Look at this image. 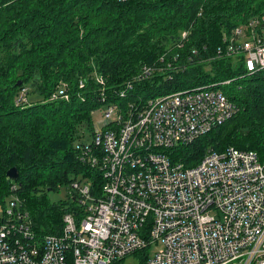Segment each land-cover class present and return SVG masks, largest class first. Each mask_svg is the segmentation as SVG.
<instances>
[{
    "label": "trees",
    "instance_id": "trees-1",
    "mask_svg": "<svg viewBox=\"0 0 264 264\" xmlns=\"http://www.w3.org/2000/svg\"><path fill=\"white\" fill-rule=\"evenodd\" d=\"M263 16L264 0H0V208L15 196L37 238L62 234L64 216L80 222L92 202L81 188L103 193L102 168L77 148L92 145L84 129L94 132L95 113L111 103L142 109L210 85L238 113L170 157L191 168L209 150L235 148L264 163V71L249 74L240 58L218 57L236 27ZM30 87L39 100H20ZM63 90L70 100L52 99ZM61 189L67 199L53 202ZM148 253H135L139 264Z\"/></svg>",
    "mask_w": 264,
    "mask_h": 264
},
{
    "label": "built area",
    "instance_id": "built-area-1",
    "mask_svg": "<svg viewBox=\"0 0 264 264\" xmlns=\"http://www.w3.org/2000/svg\"><path fill=\"white\" fill-rule=\"evenodd\" d=\"M224 43L218 57L240 58L249 74L264 71V16L236 27ZM70 98L66 90L52 97ZM238 111L211 85L151 99L142 109L103 106L95 113L101 112V129L92 145L77 146L83 162L102 168V195L81 188L92 201L83 219L65 215L62 234L44 239L17 215V199L0 208V264H129L131 257L139 263L135 253L146 249V264H264V163L258 155L209 150L191 168L170 157Z\"/></svg>",
    "mask_w": 264,
    "mask_h": 264
},
{
    "label": "rangeland",
    "instance_id": "rangeland-1",
    "mask_svg": "<svg viewBox=\"0 0 264 264\" xmlns=\"http://www.w3.org/2000/svg\"><path fill=\"white\" fill-rule=\"evenodd\" d=\"M234 62L235 60H238L237 58H234L233 59ZM26 96H25V100L28 101L29 103L31 102H36L39 100L38 96H37V93H35V88L34 87H30L26 90ZM94 120L98 119V123L97 125L94 127V131H98L101 129V126H100V118H101V112L97 113L95 116H94ZM114 118V116H113ZM97 121V120H96ZM90 130V129H89ZM88 129H84V135H85V140L84 142H91V136L94 134V132H91L89 131ZM17 197L15 196H10L6 199V205H7V208H10V204L12 201L16 200ZM67 199V191L65 189H61L60 192H57V193H52L51 194V200L53 202H60V201H63V200H66ZM0 217L1 214H0ZM157 247L155 248H152V251H151V256H154L155 254V251H156ZM127 263L129 264H139L138 262H136L132 257L129 258L127 260Z\"/></svg>",
    "mask_w": 264,
    "mask_h": 264
},
{
    "label": "water",
    "instance_id": "water-1",
    "mask_svg": "<svg viewBox=\"0 0 264 264\" xmlns=\"http://www.w3.org/2000/svg\"><path fill=\"white\" fill-rule=\"evenodd\" d=\"M6 178L9 182H12V183L15 182L19 178V171L17 167H13L9 169V171L7 172Z\"/></svg>",
    "mask_w": 264,
    "mask_h": 264
}]
</instances>
